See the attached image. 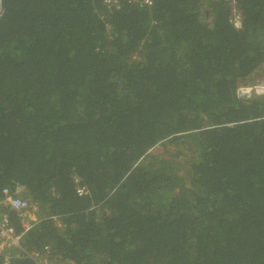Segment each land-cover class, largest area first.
I'll list each match as a JSON object with an SVG mask.
<instances>
[{
    "label": "trees",
    "instance_id": "16d2710c",
    "mask_svg": "<svg viewBox=\"0 0 264 264\" xmlns=\"http://www.w3.org/2000/svg\"><path fill=\"white\" fill-rule=\"evenodd\" d=\"M236 8L241 28L226 0H3L0 191L40 204L25 250L264 264V96L236 95L264 73V0Z\"/></svg>",
    "mask_w": 264,
    "mask_h": 264
},
{
    "label": "built area",
    "instance_id": "2783aa9c",
    "mask_svg": "<svg viewBox=\"0 0 264 264\" xmlns=\"http://www.w3.org/2000/svg\"><path fill=\"white\" fill-rule=\"evenodd\" d=\"M226 1L231 5L233 10V25L236 28H241L243 20L236 8L237 0ZM103 4L108 10H118L123 4L150 8L153 5V0H103ZM2 15L3 0H0V17ZM236 95L241 101H248L254 97L264 96V80L240 85ZM75 182L78 183L79 180L75 178ZM76 191L79 196H84L88 193L81 186ZM22 193L23 188L19 186L15 188L5 186L0 191V263L12 264V260L18 258L22 251L34 264H74L67 260L58 262L55 256H51L49 248L43 252L25 250L22 240L26 236V233L38 223L37 216L35 215L40 212L41 207L37 201H32V199L25 197ZM13 212L21 218V223L23 224L22 232H19L12 223L10 216Z\"/></svg>",
    "mask_w": 264,
    "mask_h": 264
},
{
    "label": "rangeland",
    "instance_id": "374dc122",
    "mask_svg": "<svg viewBox=\"0 0 264 264\" xmlns=\"http://www.w3.org/2000/svg\"><path fill=\"white\" fill-rule=\"evenodd\" d=\"M263 69H264V65H263ZM252 80H253V81H252L251 83H256V82H258V81H260V80H264V73L262 72V73H260V75H259V73L255 74ZM167 147H170V146L167 145ZM164 149H165V148H164L163 146H158V147L154 150L153 153H155V154H157V155H165V153H164L165 150H164ZM168 149H171V147L168 148ZM166 151H167V150H166ZM181 173H183V171H182ZM35 216L40 217L39 215H35ZM56 260H57L58 262L61 261V260H58L57 258H56Z\"/></svg>",
    "mask_w": 264,
    "mask_h": 264
}]
</instances>
